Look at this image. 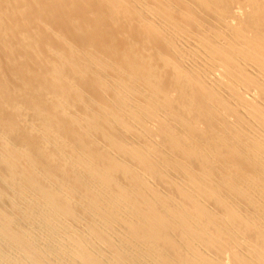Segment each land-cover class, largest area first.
<instances>
[{"label": "bare ground", "instance_id": "bare-ground-1", "mask_svg": "<svg viewBox=\"0 0 264 264\" xmlns=\"http://www.w3.org/2000/svg\"><path fill=\"white\" fill-rule=\"evenodd\" d=\"M0 264H264V0H0Z\"/></svg>", "mask_w": 264, "mask_h": 264}]
</instances>
